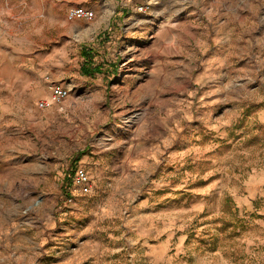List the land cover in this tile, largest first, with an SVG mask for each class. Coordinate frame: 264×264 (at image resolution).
Wrapping results in <instances>:
<instances>
[{
  "label": "rangeland",
  "instance_id": "rangeland-1",
  "mask_svg": "<svg viewBox=\"0 0 264 264\" xmlns=\"http://www.w3.org/2000/svg\"><path fill=\"white\" fill-rule=\"evenodd\" d=\"M0 27V264H264V0H0Z\"/></svg>",
  "mask_w": 264,
  "mask_h": 264
},
{
  "label": "built area",
  "instance_id": "built-area-1",
  "mask_svg": "<svg viewBox=\"0 0 264 264\" xmlns=\"http://www.w3.org/2000/svg\"><path fill=\"white\" fill-rule=\"evenodd\" d=\"M95 15V10L91 7L75 4L70 5L67 9V17L69 19L75 18H83V19H91ZM49 93L47 96L39 98L36 103L39 107L47 108L54 103L62 100L69 94V88L60 82H51L48 85ZM75 177L81 189L87 191L89 189L88 182L89 177L82 167H78L75 169Z\"/></svg>",
  "mask_w": 264,
  "mask_h": 264
},
{
  "label": "crops",
  "instance_id": "crops-1",
  "mask_svg": "<svg viewBox=\"0 0 264 264\" xmlns=\"http://www.w3.org/2000/svg\"><path fill=\"white\" fill-rule=\"evenodd\" d=\"M2 32V28L0 27V36H1V33ZM15 44L16 43H18V41L17 40H15V41H13ZM8 44H11L10 45V47H12V43H8ZM11 53H13L12 55H14L15 53H14V50H13V52L11 51L10 53H8V55L7 54H5V58H4V62H6V60L7 59H9V58H11ZM13 72V76H11V78H14V79H16L17 81H20V83H22L23 82V78H24V76H23V73H24V71H23V67H22V69H15V70H13L12 71ZM37 73H38V69L37 68H32L31 70H29L28 71V78H27V82L26 83H29L30 81H35L36 79H37ZM17 74H18V76H17ZM59 82V81H58ZM61 84H63V85H65V86H67V84H65V83H62V82H60ZM26 86H27V84H26ZM68 87V86H67Z\"/></svg>",
  "mask_w": 264,
  "mask_h": 264
},
{
  "label": "trees",
  "instance_id": "trees-1",
  "mask_svg": "<svg viewBox=\"0 0 264 264\" xmlns=\"http://www.w3.org/2000/svg\"><path fill=\"white\" fill-rule=\"evenodd\" d=\"M99 68L97 66H91L88 65L87 63H83L81 66V71L86 74H90L95 70H98Z\"/></svg>",
  "mask_w": 264,
  "mask_h": 264
}]
</instances>
